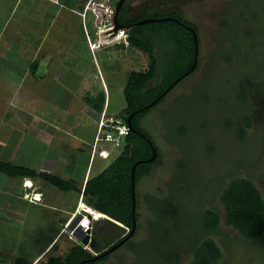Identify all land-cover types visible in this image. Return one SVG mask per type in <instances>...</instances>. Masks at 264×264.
<instances>
[{
    "label": "rangeland",
    "instance_id": "obj_1",
    "mask_svg": "<svg viewBox=\"0 0 264 264\" xmlns=\"http://www.w3.org/2000/svg\"><path fill=\"white\" fill-rule=\"evenodd\" d=\"M141 1L132 0L131 6H139ZM152 4L160 13H178L184 21L197 27L200 64L194 74L181 79L164 102L151 109L140 121V128L159 148L160 162L153 165L151 176L137 186L142 217L132 245H122L110 255L108 261L101 264H173L172 253L176 264H190L198 240L192 238H197L199 234L197 216L191 211L195 209L193 206L202 210H216L225 218L220 198L229 182L238 178L251 180L264 198V0H156L144 5V9L139 7L133 18L149 14L147 9ZM126 14L129 16L124 7L119 16L122 22L126 21ZM153 44L161 61V73H167V77L173 76L171 74L178 67L172 64V60H175L170 57L171 47L159 37L154 38ZM115 48H118L117 45L107 50ZM123 50L119 49V55L114 54L103 61L112 72L111 77L118 78L124 85L130 72L149 69L151 60L144 51L128 48L125 53ZM122 60V64L126 65L120 67L122 71L117 77V61ZM99 68L104 77L103 67ZM13 69L16 72L14 75L0 76V86L17 84L18 68ZM24 82L17 88L15 103L26 104L28 86L34 83V77H26ZM121 94L122 97L116 100L118 106L126 102ZM113 106L115 111L116 107ZM16 108L20 107L16 105ZM11 110V114L15 115L17 110ZM6 113L0 115V140L6 137L9 125L15 124L14 119H9L12 116L9 111ZM246 119L251 120L252 127L241 139L240 132L246 127ZM15 133L11 135L13 141ZM3 146L0 145V151H4ZM107 147L114 148V151L110 152V160L98 162L101 168L124 150V146L119 149L107 144ZM175 195L191 202L192 206L186 213L179 208V215L184 213L181 217L187 221L177 227L174 232L177 238L173 239L166 204L152 201V212L146 196L174 199ZM44 213L47 214V211ZM29 214V223L44 222V226L49 224L50 232H53L51 213L49 217L43 213ZM107 222H96L93 236L97 231L112 233L104 243L110 245L122 236H115L116 229ZM36 230L42 231V226H37ZM189 236L192 238L189 239ZM213 236L223 246L221 264H264V243L253 244L244 240L236 231L224 225ZM207 238V235H202L201 240ZM72 241L66 235L58 248L62 251L69 244L72 245ZM88 249L93 254L98 253L92 247ZM61 251L52 255L65 258L67 255L62 256L63 253L56 254Z\"/></svg>",
    "mask_w": 264,
    "mask_h": 264
},
{
    "label": "crops",
    "instance_id": "obj_2",
    "mask_svg": "<svg viewBox=\"0 0 264 264\" xmlns=\"http://www.w3.org/2000/svg\"><path fill=\"white\" fill-rule=\"evenodd\" d=\"M80 7L79 0H60L59 5L46 0H0V76L14 75L16 67L19 76L17 84L0 86V115L7 111L12 115L11 109L17 110L9 117L15 124L9 125L6 137L0 140L4 145L0 161L57 176L77 187L76 191L64 192L39 178L10 177L0 172V264H48L53 257L61 258L52 253L61 251L58 244L66 236H60L61 230L76 212L87 181L123 152L106 167H99L98 162L111 159L114 148L107 147L111 143L105 141L94 147L98 120L105 111L115 116L126 109V102L116 104L121 92L125 98L126 83L111 77L103 61L119 55L118 48L105 50L93 59L81 18L73 12ZM123 62L117 61V77L120 67L126 65ZM98 65L103 67L104 82L95 78ZM31 75L34 83L28 86L26 104L15 103L17 88ZM103 93L106 102L99 114L92 100ZM25 181L34 183L32 196L43 194L40 203L23 198ZM31 212L48 217L51 213L53 232L44 222L29 223ZM37 226H42V231H37ZM73 244L56 254L67 255L76 246Z\"/></svg>",
    "mask_w": 264,
    "mask_h": 264
},
{
    "label": "trees",
    "instance_id": "obj_3",
    "mask_svg": "<svg viewBox=\"0 0 264 264\" xmlns=\"http://www.w3.org/2000/svg\"><path fill=\"white\" fill-rule=\"evenodd\" d=\"M126 16V21L124 20V22L119 19V22L123 25H129L148 18L161 19L166 17L162 13H158L156 16L145 13L143 17L128 21L127 18L129 16L127 14ZM172 16L182 24L174 21H161L134 27L126 31V43L117 46L118 49L126 51L131 48V50L136 49L148 53L151 65L145 71H132L129 73L124 90L126 109L120 114L112 116L124 120L127 124L128 118L134 115L131 121L135 131H130L126 136L122 154L102 173L89 179L82 192L86 206L101 212L106 217L124 226V228H121L111 222H107L116 229L115 236L117 234L123 236L127 232L126 229L131 231L135 217L137 227L134 234L126 241L128 246L132 245V239L136 237L142 217L138 207L137 189L139 187L137 188V186H139L140 181L151 176L153 165H158L161 157L159 148L155 145L152 138L140 128V121L151 109L164 102L174 87L181 82V79H184L185 74H187L186 77L194 74L200 64V40L197 27L192 23L184 22L179 14L172 13ZM188 27L193 28L197 34L198 61L193 71L190 70L196 58V43L194 34ZM155 37L163 39L166 45L171 47L172 54L170 57L175 60V62L172 60V64L178 67L171 74L173 76L167 77V73H161V61L159 62L153 44ZM179 79L180 81L177 82ZM105 102L106 96L104 93L92 100V104L97 107L99 114L102 113ZM148 106L149 108H147ZM111 114L112 112H108L109 116ZM231 124L232 122H230ZM245 125L246 127L242 128L240 132L241 139L246 137L248 129L252 127L251 120L246 119ZM184 132L185 130L181 133ZM153 147L157 151V156L155 161L150 163L148 160L153 156ZM138 161H144V163L137 166L135 171L137 208L134 215L132 210V169ZM0 172L10 177L39 178L64 192L77 190V187L72 182L44 172L38 174L34 170L14 166L11 163L0 161ZM79 193H81V190ZM146 197L147 204L152 212L154 211L153 205H151L152 201H163L166 204L171 223L170 229H172L171 237L173 236V239L177 238L174 232L177 227L184 225L185 222L183 221H187V219L183 220L181 215L190 210L192 203L179 199V195H175L174 199H169L168 197L163 199L153 196ZM220 202L224 207L225 218L213 209L202 210L201 207L193 206L195 209L191 210L197 216L199 234L195 239L189 236V239L192 238L195 241L198 239L195 242L194 256L190 264H221L223 246L216 241L213 235L220 231L222 225L236 231L240 237L253 244L264 243V198L251 180L246 178L232 179L222 192ZM179 208H183L184 213H180L181 215H179ZM202 235H207L208 238L201 240ZM179 238L181 237L178 236ZM108 246L110 245L104 244L101 247L106 250ZM103 249L98 252H102ZM104 253L98 255L97 258L91 252L76 245L68 252L65 258L53 257L48 264H101L110 258V255ZM171 256L173 257V264L174 261L176 264L174 254L172 253Z\"/></svg>",
    "mask_w": 264,
    "mask_h": 264
},
{
    "label": "built area",
    "instance_id": "obj_4",
    "mask_svg": "<svg viewBox=\"0 0 264 264\" xmlns=\"http://www.w3.org/2000/svg\"><path fill=\"white\" fill-rule=\"evenodd\" d=\"M46 1L57 5L60 4V0ZM79 1L81 2V7L73 9V12L81 18L85 42L93 59L97 60V55L107 50L109 47L126 43V30L118 29L115 23L116 9L120 0ZM123 51L126 53V50ZM95 78L103 79L99 66ZM129 132V127L124 120L109 116L105 111L98 120L97 136L95 138L94 147L96 148L98 142L105 141L113 144L117 148H121V146L124 145L122 139L125 138ZM25 185H27V183H25ZM24 197H26L31 203L40 202V196L31 198L28 195H25ZM79 205L81 206V203ZM75 220L76 217L74 214L62 229V232H67L75 243L87 250L89 244L84 245L82 240L87 235L90 237L93 235L92 231L94 226L92 222H90V225L85 230L86 235L80 239L77 235L79 223L73 227Z\"/></svg>",
    "mask_w": 264,
    "mask_h": 264
},
{
    "label": "water",
    "instance_id": "obj_5",
    "mask_svg": "<svg viewBox=\"0 0 264 264\" xmlns=\"http://www.w3.org/2000/svg\"><path fill=\"white\" fill-rule=\"evenodd\" d=\"M125 3H126V0H120L118 5H117V9H116V16H115V23L118 27V29H124L126 31L128 30H131L133 29L134 27H137V26H142V25H145V24H149V23H155V22H161V21H174V22H178L176 20V18H164V19H156V18H148V19H144V20H141L139 22H135V23H131L129 25H123L119 22V15L120 13L122 12V9L124 8L125 6ZM179 24H182L181 22H178ZM194 34V37H195V43H196V58H195V62H194V65L192 67V69L190 71H193L197 65V61H198V43H197V34L195 32V30L191 27H188ZM187 74L184 75V77L186 76ZM180 79L177 81L179 82ZM149 108V106L147 107ZM134 115H131L129 118H128V121H127V125L129 127V130L134 132L135 129L134 127L132 126V117ZM126 140V138H123L122 139V142L124 143ZM157 156V151L154 149L153 147V156L152 158H150L148 160V162H153L155 161V158ZM144 163V161H138L134 166H133V169H132V210H133V214L135 215V212H136V208H137V197H136V187H135V171H136V168L137 166H139L140 164ZM107 220L109 222H111L112 224L118 226V227H124L122 224L114 221V220H111L109 218H107ZM133 228L132 230L130 231L129 229H126L127 230V234H125L122 238V240H120L119 242H116V244H114L113 246H111L109 249H107L105 251L104 254L106 255H110L112 254L113 252H115L117 249H119L120 247H122V245H124L126 243V241L130 238V236H132L136 230V227H137V222H136V219L134 217L133 219ZM77 224V222L73 225V227ZM89 240L90 238L87 237L86 239L83 240V244L84 245H88L89 243ZM94 238L91 240V246L93 247V242H94ZM103 256V255H102ZM97 257V256H96ZM98 258V257H97Z\"/></svg>",
    "mask_w": 264,
    "mask_h": 264
},
{
    "label": "flooded vegetation",
    "instance_id": "obj_6",
    "mask_svg": "<svg viewBox=\"0 0 264 264\" xmlns=\"http://www.w3.org/2000/svg\"><path fill=\"white\" fill-rule=\"evenodd\" d=\"M154 1H156V0H143V1H141V4L139 5V6H134V7H132L131 6V2H132V0H126V3H125V8H126V11L128 12V14H129V19L130 20H133L134 18H133V14L136 12V10L139 8V7H142L143 9H144V5H146L147 3H150V2H152V3H154ZM153 5L154 4H152V6L149 8V9H147L148 10V12H149V14L150 15H152V16H156L158 13H160L159 12V10L157 9V8H154L153 7ZM175 14H178V13H175ZM120 16V15H119ZM165 16L166 17H164V18H174L173 16H172V13H165ZM164 18H161V19H164ZM119 19H120V17H119ZM157 19V18H156ZM183 21H184V19H183ZM184 22H186V21H184ZM186 23H188V22H186ZM112 235V233H110V232H102V231H97L96 232V235H95V240H94V242H93V249L94 250H96V251H100V249H103V247H101V246H103L104 245V243H105V241H107L109 238H110V236ZM114 245V244H116V242H114V241H112L111 243H110V245ZM126 244V243H125ZM109 247V246H108Z\"/></svg>",
    "mask_w": 264,
    "mask_h": 264
},
{
    "label": "clouds",
    "instance_id": "obj_7",
    "mask_svg": "<svg viewBox=\"0 0 264 264\" xmlns=\"http://www.w3.org/2000/svg\"><path fill=\"white\" fill-rule=\"evenodd\" d=\"M82 28H83V27H82ZM83 34H84V33H83ZM84 39H85V38H84ZM117 46H120V45H117ZM112 47H115V46H112ZM109 48H110V47H109ZM101 53H102V52H101ZM99 54H100V53H99ZM99 54H98V55H99ZM98 66H99V65H98ZM97 69H98V67H97ZM97 72H98V70H97ZM99 80H100L101 82H104V77H103V79H100V78H99ZM125 138H126V137H125ZM123 144H124V143H123ZM123 146H124V145H123ZM25 183H28V181H25ZM25 183L23 184V188L25 189V192H24V194H23V198H24L25 200H27L28 202H30V201H29L26 197H24V196H25V195H28L29 197L32 196V195H31V194H32L31 191L34 189V183H33V181H30L29 183H31V186H29V185H25ZM83 191H84V189H83ZM83 191H82V192H83ZM36 196H37V197L40 196V202H41V201H42L43 194H41V193H40V194H36V195H33L31 198H34V197H36ZM82 196H83V193H82ZM82 201H84V196H83V198L81 199V201L78 203L77 210H76V212L74 213V214H75V217H76L75 223H76V222L78 223V222L81 220L82 216H84V215L82 214V212L80 211V210H81V206L79 205ZM40 202H37V203H40ZM84 202H85V201H84ZM30 203H31V202H30ZM34 204H35V203H34ZM74 214H73V215H74ZM85 214H86V213H85ZM85 216H87V215H85ZM88 217H89L90 222H92L93 226L95 225L96 222L100 221V220H93L94 218L91 217V215H88ZM71 218H72V216H71ZM71 218H70V219H71ZM107 218H108V217H107ZM107 218L102 219V220H106V221H108ZM70 219H69V220H70ZM109 219H110V218H109ZM111 220H112V219H111ZM68 222H69V221H68ZM68 222H67V223H68ZM108 222H109V221H108ZM75 223H74V224H75ZM63 228H64V227H63ZM121 228H124V227H121ZM93 230H94V229H93ZM92 234H94L93 231H92ZM126 234H127V232H126ZM62 235H67V237L70 238V236H69V234H68L67 232H62V230H61L60 236H62ZM124 235H125V234H124ZM124 235H123V236H124ZM60 236H59V237H60ZM123 236H122L119 240H121V239L123 238ZM87 237L90 238L89 243H88V244H89V247H92V246H91V242H92L91 240H92L93 238H95V236L92 235V236L90 237V236L88 235V236H86L85 238H83V240L86 239ZM70 239H71V238H70ZM71 240H73V239H71ZM83 240H82V241H83ZM119 240L116 241V242H119ZM73 241H74V240H73ZM74 242H75V241H74ZM75 244L78 245L77 243H75ZM78 246H80V245H78ZM111 246H113V245H110L109 247H107L106 250L109 249ZM81 247H82V246H81ZM82 248H83V247H82ZM85 250H86V249H85ZM92 250H93V248H92ZM106 250L103 249L102 252H98V251H97L98 253H96V254H93L90 250H87V251L91 252L94 256H98V255L104 253ZM110 255H111V254H110Z\"/></svg>",
    "mask_w": 264,
    "mask_h": 264
},
{
    "label": "bare ground",
    "instance_id": "obj_8",
    "mask_svg": "<svg viewBox=\"0 0 264 264\" xmlns=\"http://www.w3.org/2000/svg\"><path fill=\"white\" fill-rule=\"evenodd\" d=\"M27 185L31 186V183H27ZM80 211L84 215V216H82L81 220L78 222L79 223V225H78L79 229H78L77 235L81 239V238H83V236L86 235L85 230L90 225V220H89L88 215H91V217L94 218L93 220H102V219H105L107 217L104 214H102L101 212H98V211H96V210H94L88 206H84L83 202H81V210ZM85 215H87V216H85Z\"/></svg>",
    "mask_w": 264,
    "mask_h": 264
}]
</instances>
